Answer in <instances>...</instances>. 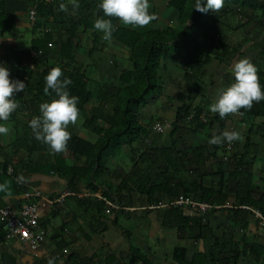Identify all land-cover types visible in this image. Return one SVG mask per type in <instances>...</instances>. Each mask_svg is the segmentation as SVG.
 I'll return each instance as SVG.
<instances>
[{
    "label": "trees",
    "instance_id": "trees-1",
    "mask_svg": "<svg viewBox=\"0 0 264 264\" xmlns=\"http://www.w3.org/2000/svg\"><path fill=\"white\" fill-rule=\"evenodd\" d=\"M35 2L36 4L33 5H36L37 9L36 20L32 23V39L30 41L31 51L35 55L32 57L29 55L31 58L28 60L30 65L27 66V69L17 67L12 78L23 80L27 85L23 91L26 98L21 104L26 108H37V116H39L40 103L51 100L52 95H54V93L49 95L44 92L45 76L51 68L59 66L63 73L61 78L69 77L72 81L67 86L70 94L79 98L78 108L80 110L79 116L83 118L82 125L97 136L94 142H90L71 133L67 150H70L75 156L85 157L83 167H68L64 163V152L52 154L53 163L50 167L53 171L67 177V188L69 189L79 191L80 189L76 187L75 182L79 177H86L88 186L95 190L96 187L89 176L92 173L96 175L105 169L103 157L106 152L120 151L123 144L127 147V151L134 152L136 151L135 147L138 148L144 143L149 132L147 126L139 121L138 113L148 104V96L159 95L162 91V81L158 69L162 63L170 59L181 60L183 64V92L176 95V99L181 105L176 109L175 121L170 134L171 145L162 148L149 146L145 152H142L143 159L147 161L144 162L145 165L140 173L126 174L120 177L119 184L112 194L108 193L107 190H101V195L105 200H96L97 198L92 196L75 198L78 199L79 204L92 205L96 209L97 216L93 218L102 226L100 228L91 227V233L95 234L107 228L106 223L99 220L101 216L104 217L103 210L106 209L107 200L117 206V208H112V211L115 209L120 213L124 206L132 204L131 195L133 192L145 194L151 206L160 204L165 196L168 207L162 211L163 228H175L179 239H192L202 243V249L195 251L190 259L186 256L185 247H176L173 250L172 259L177 264H238L239 258L244 253L256 264L263 262L264 244L255 240L249 241L246 234L241 237V243L235 241L232 235L226 237L225 234H213L212 229L204 223L202 215L199 213L188 214L186 213L187 209L182 205L173 204V202L179 196L187 198L191 194H195L198 195L200 201L212 205V210H214V205H223L228 202L229 193L224 190L223 184L224 178L228 176L234 179V185H236L234 194L237 205L227 210L229 212L227 219L234 224H244L247 222V215L252 214L253 209L264 217V176H261L259 185L253 183L252 165L248 159V156L254 159L258 154L257 145L250 141L251 129L247 131L242 149L232 154L231 158L234 160L232 169L225 173L223 164L221 162L218 164L220 177L218 186L215 188L202 183L206 176L202 167L207 160L206 155L212 158L218 157L217 144L210 145L212 151L205 144H197L191 145L188 149L189 152H184L177 147V139L174 137L179 128V120L184 118L188 119V124L183 130L192 135L204 134L213 124L219 126L218 135L224 132V119L229 118L232 114L229 113L223 118L218 114L213 116L208 114L209 112H207L202 100L205 99L202 84L204 83L202 80L203 69L213 60L225 61L242 45L241 43L234 46L229 45L224 39L225 34L222 31L213 30L212 27L221 23L226 30L234 28L230 26L229 17L226 13L232 6L236 10H248L250 19L257 17L258 25H260L261 19L264 17V0H224L222 7L224 14H217L212 11L200 12L193 8L195 0H167L166 7L176 11L171 24H153L155 21L153 20L149 26H136L132 29L120 26L116 17H105L111 19L115 26L112 39L126 47L129 52L128 60L130 63L129 68L123 69L119 74L120 84L114 94L115 102L107 115H99V113L86 110L85 105L93 97V94L87 89L89 76L85 65L75 62L73 58L72 38L77 35L78 30L86 32L91 29L92 50L97 46L98 35L94 28V21L103 16L102 10L98 8L99 0H76L75 7L71 2L67 7V10L71 12L69 15L62 11L57 13L55 6L51 3L42 0ZM50 17H55L56 21L63 19L68 22L66 29L68 37L60 45L58 60L53 62L49 59V49L52 42L51 32L45 30V23ZM15 25L14 14L8 13L5 1L0 0V31L13 30ZM40 28L43 29L42 32L36 34ZM7 60L6 55H0V63ZM252 63L256 65L261 85L264 86V51L258 52L252 59ZM233 79L234 76L227 78L225 87ZM101 93L97 96L103 97L104 94L101 95ZM154 99L155 97H152V101H155ZM17 111L15 110L9 119L19 123L16 117ZM239 113L247 117L264 119V100L254 102L251 109H241ZM19 139L23 140L22 137ZM43 149L50 150L47 144L37 140L34 136V142L28 146V152ZM190 163L195 164V166L189 168L188 164ZM8 165V161L0 163V183L8 182V190L6 192L0 191V199L3 196L15 195L17 189L21 191L13 178L18 175L16 172H13L12 175L8 174L6 171ZM157 165H161L167 172L171 171L178 178L174 181L165 175L161 182H148L147 177L152 174L153 171L151 170H155ZM181 171H191L197 175L198 179L188 181L181 178L178 174ZM158 173L164 174L163 172ZM103 184L107 186L105 182ZM56 194L53 193L52 195L55 196ZM0 201L2 202V200ZM3 206L6 204L0 203V207ZM240 206H245V208ZM150 210L152 209L146 211ZM112 225H116L115 219L112 220ZM129 252L134 259L149 264L139 250L131 246ZM96 257V254L82 257L79 252H72L67 256V261L70 264H94ZM114 259L116 257L112 254V256H106L98 264H109ZM118 261L119 264H127L121 259Z\"/></svg>",
    "mask_w": 264,
    "mask_h": 264
},
{
    "label": "crops",
    "instance_id": "crops-1",
    "mask_svg": "<svg viewBox=\"0 0 264 264\" xmlns=\"http://www.w3.org/2000/svg\"><path fill=\"white\" fill-rule=\"evenodd\" d=\"M4 1L7 12L14 14L16 25L13 30L5 32L0 31V55L7 56L8 60L4 62V64H6V66L10 69V77L13 78L17 67L27 69L25 64L28 63L27 59L29 60L30 56L28 54L31 51V48L28 50L21 49L24 46V44H21L24 39H26L24 35L26 30L30 32V38H28L29 43L32 39V23L28 18L26 6L33 2V0ZM42 1L51 3L57 7L61 3L66 4L68 7L69 3L72 2V0ZM58 3L60 4L58 5ZM166 3L167 0H149V12L156 15V19L153 24H169L173 20L176 11L167 8ZM69 14H71V12L67 10L66 15ZM54 21L56 23H54L51 19H48L45 23V30L50 31L52 37L49 49L50 61L55 55L56 58H54L57 60L60 45L65 42L68 37V34L66 33L68 26L67 20L61 19L56 21V18H54ZM119 25L129 29L136 27L125 25L120 20ZM149 25H151V22L145 26ZM42 30L43 29L40 28L36 34H39ZM96 32L98 35V42L97 46L94 50H92V30L88 29L86 32H82L80 30L77 31V35L72 38L73 58L75 62L85 65L89 76L87 89L93 94V97L85 105L86 110L88 112L102 113L103 108L108 111L112 109L107 108L110 103L106 100V98H104V96L108 93V91L110 92V90H114L113 85L116 82L117 85H119V74L123 69L129 68L130 63L128 60L129 52L124 45L115 39L105 41L103 39V33L97 30ZM54 52L55 55L52 56ZM104 55H108L109 57L106 62H104L103 59ZM112 60L115 63L114 69L109 65L110 62H113ZM166 63H169L171 69L168 71L167 77L164 78L160 73V68L162 70L163 64ZM177 63L178 60L170 59L161 64L158 69V74L161 76L163 86L165 83H170V86L173 87V84L171 83L173 80L176 82L177 80H181L184 85L182 78L183 66L179 71V78L175 79L176 76L178 77V71L174 70ZM92 66L94 71L90 70ZM205 69L206 68L203 69L202 76V80L204 82L206 81L204 76ZM210 78L211 77H209V79ZM215 78H217V75H215ZM100 93L101 95L104 94V96H97ZM25 98L26 96L24 92L17 93L15 96V100L18 104L16 117L19 123L11 121L10 119L3 122L7 124L10 131L7 134H0V163L8 161V167H12L13 172H16L19 177L21 174L23 175L26 180L27 188L38 189L43 193L44 198L38 199V204L40 224L45 230L46 235L44 241L31 248L18 240L4 239L2 237V225L0 224V264H49L50 259L53 261V264H70L67 261V256L72 252H79L82 257H89L96 254L97 257L94 260V264H98L100 261L102 262L106 256H112V254L115 255L116 259L112 260L109 264H119L118 259L123 260L127 264H145L144 262L133 258V255L129 252V247L131 246L139 250L147 259L149 264H177L172 259L173 250L176 247H185L188 259L191 258L195 251L202 249V243L200 241H193L192 239H179L175 228H163L162 211L168 207L165 196L162 198V202L160 204L157 206H151L149 205L145 194L133 192L131 195L132 204L130 206H124L123 211L120 213H118L115 209L112 211L115 204L107 200L105 203L106 209L103 210L104 217L101 216L99 219L100 221H104L106 223L107 228L104 231L97 232L95 234L91 233L90 228H100L102 225L98 221L94 220L93 217H96L97 215L96 209L92 207V205H81L79 204L78 199L69 197L62 203L56 204L53 208H51L45 197L50 196L53 193L60 192L67 186L68 180L66 176L51 169L52 167L50 166L53 163V156L49 149L39 151L35 150L31 151V153L28 152V146L32 145L34 142V134L29 126V121L33 117L37 116L38 109L35 107L26 108L23 106L21 103ZM198 100L200 101V98H198ZM141 122L146 125L145 122ZM78 123L79 122L69 124L68 130L74 134H76L75 132L82 133V129H86V131L91 132L82 125L83 118L80 120V125H78ZM147 129L149 136L151 135L152 137V132L148 126ZM156 133L162 134V131H157ZM170 134L168 135V141L170 144H168L169 142L167 144L162 143V145L157 147H169L171 145ZM19 137H22L23 140L19 139ZM79 137H81V135ZM81 138L94 142L97 136L95 135L92 140L85 137ZM146 139L148 141V138H145V140ZM254 140H257V138ZM254 140L252 141L254 142ZM255 143L256 142H254V144ZM124 147L125 146H122V148ZM151 147L156 146L153 145ZM177 147L179 148L178 145ZM122 148L117 154H115L116 151L106 152L103 157L105 169L98 172L96 175L92 173L89 176V178L92 179L93 185L96 187L95 190L88 186L89 183L86 177H79L75 182L76 187L79 188L80 191H92V197L97 198L96 200H105V198L101 195V190H107L110 194L114 193L119 184L120 177L126 175L127 171L124 168V162L122 159L126 160V157H129V155L127 154L126 157L123 158L122 154L124 150ZM63 159L64 163L68 167H83L85 165V157L75 156L70 150L64 151ZM144 165L145 164L143 163L139 170H137L139 167L137 165L135 167V170L137 171H134V168L130 171H132V174L133 172L134 174H138L141 169H143ZM151 171L154 172V169ZM208 175L209 174H207L202 180L204 185H206L204 181ZM15 177L16 176L13 178L15 179ZM175 180L176 178H174V181ZM103 182H105L107 186H105ZM190 197L198 202L209 205L206 212L200 213L195 211L192 213H199L202 215L204 223L212 229L213 234H225L226 237H228V235H232V238L235 241L240 242L243 234H246L248 237V233L253 232L256 228V226H252L251 224H248L247 227L244 226L246 222L244 224H234V222L229 221L227 219L229 212L227 209L223 208L225 206L229 209L230 205H227L228 202L223 205H214V210H212V205L207 202L200 201L198 197H195V194H191ZM0 200H2V202L6 205L14 208H18L26 202L22 199L21 191L19 189H17L15 195L3 196ZM175 201L173 204L176 203ZM2 202L0 201V203ZM111 205H114V207ZM147 209L152 210L146 211ZM113 219L116 220V225L114 226L112 225ZM258 242L264 244L261 239ZM243 259H248L250 264H256L248 256L245 257V255L244 257L242 255L239 258L238 264ZM245 263H247V261H245Z\"/></svg>",
    "mask_w": 264,
    "mask_h": 264
},
{
    "label": "rangeland",
    "instance_id": "rangeland-1",
    "mask_svg": "<svg viewBox=\"0 0 264 264\" xmlns=\"http://www.w3.org/2000/svg\"><path fill=\"white\" fill-rule=\"evenodd\" d=\"M35 1L37 0H33V2H31L26 6V12H28V9L33 4H36ZM59 4L60 3H58V5ZM54 8L56 9L57 13L58 11H60L59 7L55 6ZM62 12L65 13L66 11H62ZM216 13L224 14V11H222L221 8L218 11H216ZM226 13L228 14L229 17L228 22H230V26L234 28L226 30L221 23H218L213 25L212 29L215 31L216 30L222 31L225 34L224 39L229 45L234 46L237 45L238 43L239 44L241 43L242 46L237 52L231 54L229 58H227L225 61L213 60L210 64H208L205 67L206 69L204 70V76L206 81L202 83L205 92V99L202 100L204 102V106L207 112H209L208 114L211 116L215 114L210 110L211 103L214 102L218 94V91L221 88L225 87L226 79L233 77V74L230 71L231 65L235 61L245 57L249 58L252 61V59L258 54V52L264 51L263 50L264 49V17L261 19V24L258 25L257 17H252L250 19V13L246 9L236 10V8L232 6V8L230 7V9ZM54 18L55 17H50L49 19H51L54 23H56L54 21ZM246 20H248L249 22H247ZM24 35L26 39H24V41L22 42L21 45L24 44V46L21 49L28 50L30 48V43L28 39L30 38V32L26 30V33L24 32ZM54 55L55 52L52 54V56ZM54 57L56 58V55ZM54 57L51 59V61L55 60ZM30 59L31 58L29 57V60ZM103 59L104 62L108 61L109 59L108 55H104ZM25 65L29 66L30 63L28 62ZM109 65L114 69L115 66L114 61L110 62ZM182 66L183 64L181 60H178V63L175 65V69H174L178 71V73L175 71L178 77L176 76L175 79L179 78V71L181 70ZM170 69L171 67L169 66V63L163 64L162 70L160 68V73L162 77L166 78L168 75V71ZM90 70L94 71L93 66ZM215 75H217V78H215ZM209 77H211L212 79L211 78L209 79ZM171 83L173 84V87L170 86V83H165L164 86L162 83L161 93L159 95H151V97L148 96L147 97L148 104L143 109H140L138 113L139 121L141 120L145 122L146 126L150 128L152 132V137L151 135L150 136L148 135L147 136L148 141L147 139L146 140L144 139V143L138 146V149L137 147H135L136 151L134 152L127 151L126 146L122 148L124 150L122 154L123 158L126 157L127 154L130 157L129 158L127 156L126 160L122 159V161L124 162V168L127 170L126 174H132V171L130 170H133V168L134 171L139 170L140 166H142V164L145 161H147L143 159L142 152H145L149 146L155 145L157 147L159 145H162V143L167 144L169 142L168 135L171 133L173 129V122L175 121L176 109L181 105V103L176 99V95L179 92H183V84L181 80H177V82L173 80ZM113 86H114V90H110V92L108 91V93L104 96L106 100L109 101L110 103L109 106H107L108 109H111L113 103L115 102L114 94L116 92V89H118L119 85H117L116 82ZM152 97H155L154 99L155 101H152ZM109 112L110 111L103 108L102 113L104 115H107V113ZM102 113L99 114L102 115ZM81 118L82 117L79 116L78 120L76 121L79 122L78 125H80ZM224 123H225V128L223 131L226 130L237 131L239 132L240 136L239 139L234 140L232 142H228L225 140L223 143L217 144L218 146L217 158H212L209 155H206L207 160L203 163L202 169H204L206 175L207 174L209 175L207 178H205L204 183L207 186L213 188L218 186L217 183L220 177L218 173L219 171L218 164L220 162L223 164V170L225 173H228L232 169L234 162V160H232L231 158L232 154H234L235 152L237 153L242 149L243 141L245 139V136L247 135V131L251 129L253 134L249 135L250 140L252 141L255 138H257V140H254V142H256L255 145H257L258 147L257 150L258 154L254 159H251V156H248V159L250 160V164L252 165L253 183L255 185L257 184L259 185L260 178H262L261 176H264V153H263L264 152V119L261 117H257V118L247 117L241 115L240 113H234L232 114V116L230 115L229 118H225ZM155 124H159L160 126H162V134L156 133L157 130H155L154 128ZM178 124H179V128L175 132V138L177 139V145L179 146L180 149H182L181 151L189 152L188 151L189 147L191 145L195 146L197 144L198 145L205 144L207 148H209L210 151H212L209 140L212 138L213 135H218L219 132L218 124H213L209 129H207L204 132V134L197 136L192 135L191 133L188 132H184L183 129L188 124L187 118L179 120ZM75 133L79 136L81 135V137L88 138L89 140H92V138L95 137L93 133L86 131V129H82V133H78V132ZM168 144H170V142ZM122 146H124V144ZM118 152L119 151L116 150L115 154H117ZM137 165L139 167L137 170H135V167ZM192 166L194 167L195 164L193 163L188 164L189 168H192ZM158 172H163L164 174L160 175V173ZM178 174L181 178L187 179L188 181L198 179L197 175L192 173L191 171H187V172L181 171V173L179 172ZM165 175H167L168 178L170 177L171 179L178 178V176L176 177V175H174V173H172L171 171L167 172L164 170V168L161 165H157L154 172L147 177L148 182H152V183L161 182ZM223 182L225 186L224 190H227L229 193L227 205H230L229 209L226 208L225 206L223 208L230 210V208L232 209V206L237 205V201L235 199V194H234V191L236 190V185H234V179L228 176L224 178ZM66 188L67 186L62 190ZM255 194H256L255 196L257 197L256 191ZM195 197L197 198L198 195H195ZM240 207L245 208V206H240ZM252 211L253 214L247 215V222L246 224H244V226L247 227L248 224H251L252 226H256V228L253 232L248 233V240L259 241L261 239L262 242H264V217L261 216L260 218L259 216H257L256 215V213H258L257 210L253 209ZM186 213L192 214V211L187 210ZM223 218H224V214H223ZM244 255L245 253L243 254V257ZM245 261H247V263H245ZM249 262L250 261L248 259L247 260L243 259L239 264H250ZM260 264H264V261L261 262Z\"/></svg>",
    "mask_w": 264,
    "mask_h": 264
},
{
    "label": "clouds",
    "instance_id": "clouds-1",
    "mask_svg": "<svg viewBox=\"0 0 264 264\" xmlns=\"http://www.w3.org/2000/svg\"><path fill=\"white\" fill-rule=\"evenodd\" d=\"M76 6V0H72ZM224 0H195L194 9L200 12H216L223 7ZM98 8L103 16L94 21V28L103 33L105 41H111L115 26L111 19L116 17L125 24L131 26H145L156 19L154 13L149 12V0H99ZM59 10L67 11V5L61 3ZM230 71L234 76L233 81L221 88L210 110L221 118L229 113H239L241 109H251L254 102L264 100V86L261 85L258 69L252 61L245 57L235 61ZM62 69L55 66L45 76L46 94L52 95L51 100L40 103V115L29 121V126L35 138L47 144L52 154L67 150L68 141L71 139L69 124H75L80 110L78 97L71 95L68 85L72 83L69 77H63ZM26 83L20 79L10 77V69L4 63H0V134H7L10 128L3 123L8 121L11 114L18 108L15 100L17 93L23 92ZM51 90V91H50ZM239 132L224 131L220 135H213L210 144H221L225 140L232 142L239 139ZM24 179L21 174L18 180ZM8 190V182L0 183V191ZM262 216V215H261ZM263 217V216H262ZM49 264H53L50 259Z\"/></svg>",
    "mask_w": 264,
    "mask_h": 264
},
{
    "label": "built area",
    "instance_id": "built-area-1",
    "mask_svg": "<svg viewBox=\"0 0 264 264\" xmlns=\"http://www.w3.org/2000/svg\"><path fill=\"white\" fill-rule=\"evenodd\" d=\"M36 5H32L28 9V18L31 23L35 21L36 17ZM31 57L35 55L33 51L29 54ZM234 114V113H230ZM155 130L162 131V126L155 124ZM8 174H13L12 167L7 168ZM19 176L15 177L17 186L21 189V197L26 202L18 208L6 205L0 207V224L3 229V238L6 240L15 239L27 246L33 248L40 244L45 239L46 232L40 224V213L38 199L44 198L43 193L38 189L27 188L26 180H18ZM93 192L87 191H74L66 188L58 192L55 196H46V201L51 208L54 205L62 203L66 198H83L85 196H92ZM175 204L182 205L185 209L192 212H206L209 205L194 200L191 197L179 196L175 201ZM110 205V204H109ZM114 207V205H111ZM115 207H117L115 205ZM261 218V214L256 213Z\"/></svg>",
    "mask_w": 264,
    "mask_h": 264
}]
</instances>
